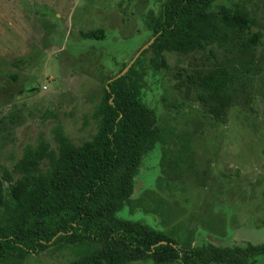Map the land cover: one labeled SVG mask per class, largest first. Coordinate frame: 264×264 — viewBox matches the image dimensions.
<instances>
[{"label": "rangeland", "instance_id": "obj_1", "mask_svg": "<svg viewBox=\"0 0 264 264\" xmlns=\"http://www.w3.org/2000/svg\"><path fill=\"white\" fill-rule=\"evenodd\" d=\"M163 3L0 0V174L12 172L27 148L54 145L59 132L76 145L94 137L92 116L106 81L156 40L147 22ZM229 9L247 13L264 42V0L216 2L218 15ZM101 28L106 40L79 35ZM221 37L226 43H205V50L191 54L164 52L170 67L164 73L153 71L152 53L143 55L154 41L136 60L142 99L157 111L165 135L144 157L134 194L118 217L159 228L183 248L264 244V43L247 47L240 29L222 28ZM221 70L233 78V100L217 120L201 79ZM73 258L70 250L53 247L22 264ZM122 264L190 263L178 256Z\"/></svg>", "mask_w": 264, "mask_h": 264}, {"label": "trees", "instance_id": "obj_2", "mask_svg": "<svg viewBox=\"0 0 264 264\" xmlns=\"http://www.w3.org/2000/svg\"><path fill=\"white\" fill-rule=\"evenodd\" d=\"M217 1L164 0L160 13L147 22L156 40L143 55L153 54L154 72L170 70L163 59L166 51L191 54L205 50V43L220 39L226 43L222 28L245 31L249 48L263 45L261 33L254 30L256 22L247 13L229 9L220 16ZM79 35L103 41L107 31ZM140 62L111 83L128 64L109 76L92 116L97 132L91 140L76 145L59 132L54 145L43 141L27 148L12 172L0 174V264H22L53 247L71 251L74 258L68 264H122L150 258L163 263L178 256L190 264H252L264 259V244L183 248L159 228L118 217L134 194L144 157L164 143L157 111L144 103L135 76ZM201 85L209 92L211 113L221 120L233 100L230 72L210 73Z\"/></svg>", "mask_w": 264, "mask_h": 264}, {"label": "water", "instance_id": "obj_3", "mask_svg": "<svg viewBox=\"0 0 264 264\" xmlns=\"http://www.w3.org/2000/svg\"><path fill=\"white\" fill-rule=\"evenodd\" d=\"M154 41V40H153ZM153 41H151L149 44H151V43H153ZM149 44L148 45H146L145 47H143L140 51H139V53L136 55V57L128 64V66L122 71V73L121 74H119L118 76H116L115 78H113V79H111L110 81H109V83H111V82H113V81H115V80H117V79H119V78H121L122 76H124L125 74H127L128 73V71L130 70V68L133 66V64L135 63V61L137 60V58L140 56V54L149 46ZM162 244H166V242H162Z\"/></svg>", "mask_w": 264, "mask_h": 264}]
</instances>
